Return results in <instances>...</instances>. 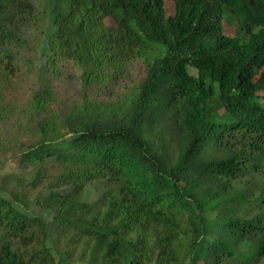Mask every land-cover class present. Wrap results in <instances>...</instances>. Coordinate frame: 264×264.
Returning <instances> with one entry per match:
<instances>
[{
    "label": "trees",
    "instance_id": "obj_1",
    "mask_svg": "<svg viewBox=\"0 0 264 264\" xmlns=\"http://www.w3.org/2000/svg\"><path fill=\"white\" fill-rule=\"evenodd\" d=\"M34 13L0 0V81ZM44 19L52 65L146 75L72 111L66 136L40 121L31 172L4 178L0 264H70L92 242L96 264H264V0H47Z\"/></svg>",
    "mask_w": 264,
    "mask_h": 264
},
{
    "label": "rangeland",
    "instance_id": "obj_2",
    "mask_svg": "<svg viewBox=\"0 0 264 264\" xmlns=\"http://www.w3.org/2000/svg\"><path fill=\"white\" fill-rule=\"evenodd\" d=\"M32 2L35 13L31 26L21 31L16 45L4 49L13 53L14 66L7 70L10 72L8 82L0 81V197L6 196L2 191L5 176L31 172L23 169L21 159L29 147L39 141L38 124L41 120L47 117L56 121L66 136L64 120L72 111L87 101L115 102L132 92L146 75V66L141 59L127 62L121 71H105L107 78L99 81L87 80L83 68L69 56L52 65L46 40L47 23L43 20L47 0ZM37 97L46 101L44 112L35 110L33 102ZM99 187H87L88 201L100 196L102 186ZM51 217L48 215L45 219L50 222ZM55 240L56 235L51 230L49 243L53 247H56ZM90 245L86 258L79 260V249L70 264H92L93 257L99 261L102 251L94 255L91 250L95 243ZM55 264H60L57 255Z\"/></svg>",
    "mask_w": 264,
    "mask_h": 264
}]
</instances>
